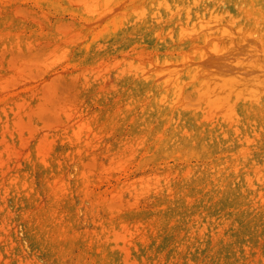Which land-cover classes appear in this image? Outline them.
Masks as SVG:
<instances>
[{"label": "rangeland", "instance_id": "rangeland-1", "mask_svg": "<svg viewBox=\"0 0 264 264\" xmlns=\"http://www.w3.org/2000/svg\"><path fill=\"white\" fill-rule=\"evenodd\" d=\"M0 264H264V0H0Z\"/></svg>", "mask_w": 264, "mask_h": 264}, {"label": "bare ground", "instance_id": "bare-ground-1", "mask_svg": "<svg viewBox=\"0 0 264 264\" xmlns=\"http://www.w3.org/2000/svg\"><path fill=\"white\" fill-rule=\"evenodd\" d=\"M243 57V56H242ZM241 61V60H239ZM243 62V61H242ZM225 63L224 68H219L217 67V69L220 71L218 74V77L216 78V80L221 81L224 83V93L227 91H235L239 89V84L241 81V78L239 77L240 74H238V70L236 68L233 67V64H231L229 61L227 62H222ZM228 64V65H227ZM228 67H227V66ZM231 65V66H230ZM243 70V68H242ZM250 72V71H249ZM243 75V74H242ZM245 77V76H244ZM251 79V78H250ZM223 93V94H224ZM226 94V93H225ZM226 96V95H225Z\"/></svg>", "mask_w": 264, "mask_h": 264}]
</instances>
